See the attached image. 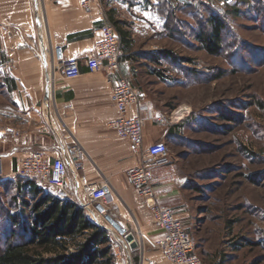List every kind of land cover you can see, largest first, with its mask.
Returning <instances> with one entry per match:
<instances>
[{
    "label": "rangeland",
    "instance_id": "rangeland-1",
    "mask_svg": "<svg viewBox=\"0 0 264 264\" xmlns=\"http://www.w3.org/2000/svg\"><path fill=\"white\" fill-rule=\"evenodd\" d=\"M150 8L160 34L134 42V88L160 117L185 114L164 166L183 178L188 217L181 221L203 264H264V0H151ZM209 16L226 24L219 56L206 53L196 37ZM162 51L174 59L153 63ZM4 64L0 53L1 129L14 123L7 117L11 70ZM19 178L0 179V251L11 233L16 242L22 233L11 221L23 216L22 201L29 200L18 190ZM93 216L112 235L113 264H124L115 257L119 234Z\"/></svg>",
    "mask_w": 264,
    "mask_h": 264
},
{
    "label": "crops",
    "instance_id": "crops-1",
    "mask_svg": "<svg viewBox=\"0 0 264 264\" xmlns=\"http://www.w3.org/2000/svg\"><path fill=\"white\" fill-rule=\"evenodd\" d=\"M150 3L151 0H100L92 14L87 15L81 0H0V53L3 62L11 66L5 84L10 100L7 117L14 121L0 128V179L13 176L20 160L41 151L46 160L62 159L66 164L68 196H57L89 212L80 181H105L109 188L108 212L114 216L111 218L121 228L134 231L138 242L130 250L115 236V257H123L124 264L168 262L154 247L163 238V232L155 226L125 178V171L136 160L126 141L108 129L117 117L111 105L116 78L107 72L89 73L82 66L79 77L67 80L58 70L55 52L60 48L65 58L92 55L100 29L111 26L106 12L112 9L114 18L122 23L132 41L134 56L121 52L122 75L137 88L134 42L151 38L153 32L160 34V24L152 19L155 15ZM153 20L158 24L152 26ZM143 97L139 96L140 103L147 105L153 116L160 117ZM137 114V107L128 112L131 117ZM142 116L147 117L143 113ZM179 129L177 123L163 124L147 118L143 144L164 141L169 145L179 136ZM73 145H79L82 152L78 169L66 155ZM154 179L161 205L178 219H187L181 173L168 166L159 167L154 170Z\"/></svg>",
    "mask_w": 264,
    "mask_h": 264
},
{
    "label": "built area",
    "instance_id": "built-area-1",
    "mask_svg": "<svg viewBox=\"0 0 264 264\" xmlns=\"http://www.w3.org/2000/svg\"><path fill=\"white\" fill-rule=\"evenodd\" d=\"M99 1L81 0V7L87 15H91ZM100 34V38L94 42L92 55L65 58L61 49H56L55 60L58 70L67 80L79 77L82 66L89 73L107 72L109 76L116 78L111 92V105L117 117L108 124V129L126 141L131 156L136 160V163L125 171V178L128 185L138 195L145 210L150 214L155 226L163 232V238L154 247L168 264H203L195 252L188 227L168 207L161 205L154 187V170L171 162L168 146L164 141H158L149 146L143 144L144 124L147 118L158 123L172 124L178 123L185 114L174 117V114L178 113L174 112L167 118L153 116L148 106L140 103L138 92L130 80L122 75L121 49L116 30L112 26L105 25L100 29ZM2 69L11 70V66L4 64ZM132 107L138 109V114L134 117L128 115ZM142 113L147 117L144 118ZM66 155L69 160L73 161L74 168L78 169L82 157L80 146L73 145L68 148ZM14 175L32 180L38 186L43 185L68 196L65 192L67 167L62 159L46 160L43 152L36 151L19 161ZM80 186L88 199V206L97 216L104 217L109 224L111 222L116 224V228L110 225L119 234L125 246L127 245L126 247L132 250L131 245L138 243L134 231L121 228L108 215L109 188L107 183L100 180L91 184L82 180ZM128 238L131 240L128 241Z\"/></svg>",
    "mask_w": 264,
    "mask_h": 264
},
{
    "label": "trees",
    "instance_id": "trees-1",
    "mask_svg": "<svg viewBox=\"0 0 264 264\" xmlns=\"http://www.w3.org/2000/svg\"><path fill=\"white\" fill-rule=\"evenodd\" d=\"M114 14L112 9L106 12L108 22L118 34L121 52L132 57L131 38ZM225 30L222 18L209 16L196 37L206 53L219 56ZM168 35H172V30ZM163 58L171 61L174 56L170 51H162L150 59L159 63ZM222 74L214 79H220ZM18 190L29 196V200L22 201L23 216L11 217L13 225L21 224L22 233L17 242L13 239L16 235L10 234V240L0 251V264H113L112 235L88 210L45 191L32 180L19 178Z\"/></svg>",
    "mask_w": 264,
    "mask_h": 264
},
{
    "label": "water",
    "instance_id": "water-1",
    "mask_svg": "<svg viewBox=\"0 0 264 264\" xmlns=\"http://www.w3.org/2000/svg\"><path fill=\"white\" fill-rule=\"evenodd\" d=\"M110 224H111L113 227H115V228L117 227V225L114 224L113 222H111ZM130 240H131V238H128V241H130ZM135 247H136L135 244H132V245H131V249H134Z\"/></svg>",
    "mask_w": 264,
    "mask_h": 264
},
{
    "label": "bare ground",
    "instance_id": "bare-ground-1",
    "mask_svg": "<svg viewBox=\"0 0 264 264\" xmlns=\"http://www.w3.org/2000/svg\"><path fill=\"white\" fill-rule=\"evenodd\" d=\"M174 115H175L174 117H178V116H180V115H179V113H177V114H174Z\"/></svg>",
    "mask_w": 264,
    "mask_h": 264
}]
</instances>
